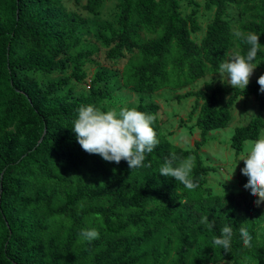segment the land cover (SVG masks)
<instances>
[{
  "label": "trees",
  "instance_id": "1",
  "mask_svg": "<svg viewBox=\"0 0 264 264\" xmlns=\"http://www.w3.org/2000/svg\"><path fill=\"white\" fill-rule=\"evenodd\" d=\"M207 5L215 13L198 42L197 11L185 14L180 0H120L118 25L90 20L65 0H0V264H264V203L256 206L244 188V162L237 174L244 191L214 195L207 185L217 167L201 154L208 133L229 125L240 96H254L260 111L235 127L232 147L239 154L262 135L257 78L264 72L244 90L206 82L176 95L195 97L188 128L196 125L200 139L193 147L174 143L161 106L146 101L220 75L226 53L246 55L249 46L232 35L237 29L259 35L254 63L264 60V0ZM230 5L238 10L237 28ZM101 6L87 0L85 7L96 13ZM124 88L144 95L133 107L155 115L159 141L134 170L124 160L86 153L71 129L81 105L107 111L105 103ZM172 152L195 157L191 178L198 187L188 190L158 173ZM202 216L214 223L211 230ZM225 225L233 229L229 252L212 246ZM241 227L252 236L251 248L243 245ZM86 228L99 239L83 240Z\"/></svg>",
  "mask_w": 264,
  "mask_h": 264
},
{
  "label": "clouds",
  "instance_id": "2",
  "mask_svg": "<svg viewBox=\"0 0 264 264\" xmlns=\"http://www.w3.org/2000/svg\"><path fill=\"white\" fill-rule=\"evenodd\" d=\"M232 35L236 40L248 45V51L246 55L239 52L226 53L225 59L219 63L217 73L220 74L221 80L226 79L234 89L244 90L258 66L254 61L261 44L259 35L255 33H244L237 29ZM257 83L259 92L264 93V73L257 78ZM155 120V115L144 113L135 107H122L117 112L113 109L102 111L92 105H81L77 109V117L71 129L86 153L99 155L104 161L116 164L124 160L128 167L134 170L143 166L146 153H152L159 143L156 131L152 127ZM240 160L244 162L241 173L247 177L244 188L250 189L251 195L257 197L255 205L260 206L264 203V134L246 142L244 155ZM194 163V156L180 158L172 152L165 158L158 173L174 178L186 189L193 190L198 187L191 178ZM200 223L209 230L214 227V223L209 222L207 216H202ZM239 233L243 245L251 248L252 236L249 231L241 227ZM80 236L83 240L91 242L99 239L100 233L95 228H86L81 230ZM232 236V227L225 225L220 235L213 237L212 246L221 247L225 252H229Z\"/></svg>",
  "mask_w": 264,
  "mask_h": 264
},
{
  "label": "rangeland",
  "instance_id": "3",
  "mask_svg": "<svg viewBox=\"0 0 264 264\" xmlns=\"http://www.w3.org/2000/svg\"><path fill=\"white\" fill-rule=\"evenodd\" d=\"M120 0H101L102 6L96 13L90 12L85 6L87 0H65L68 8L74 12L90 20H105L118 25L117 4ZM182 10L185 14L191 13L193 10L197 11L199 24L202 27L201 31L193 34V37L198 42L206 32L207 24L212 21L215 9L207 5V0H180ZM229 18L237 28L236 21L238 18V10L230 5ZM235 52V50L231 51ZM258 66L254 69L250 81L254 80L260 73L264 72V60L258 61ZM94 69V67L92 68ZM206 82H211L217 86L231 87L227 80H221L218 76H206L199 80L194 85L182 90L163 89L155 94H151L150 98L146 97V101L157 102L161 106L160 117L163 122V128L170 134L174 143L181 147L195 146V142L200 139V129L195 125L194 128H188L194 124V120H188L189 113L194 107L195 97L176 98L177 94H184L189 91H197L204 89ZM139 93L128 89H120L115 91L112 100H108L105 106L109 109L119 110L122 107L136 106L141 97ZM226 100L220 99V105L224 104ZM232 119L227 127L212 130L208 133L204 146L201 149V154L204 157L205 163L210 166H216L217 170L211 172L208 176V190L214 194L219 195L223 193L244 191L238 179V171L242 160L240 157L244 155L243 152L237 154L236 150L231 145V139L235 132V127L243 125L250 118L259 114L260 105L254 96L242 97L240 96L235 104L232 106ZM197 114V113H196ZM195 114V116H196ZM195 119V117L193 118ZM185 125V126H183ZM187 127L188 130L184 128ZM264 134V129L262 131ZM251 141L247 140L246 142ZM245 142V144H246ZM239 212L243 216H249L243 206L239 205ZM264 228V227H263Z\"/></svg>",
  "mask_w": 264,
  "mask_h": 264
}]
</instances>
